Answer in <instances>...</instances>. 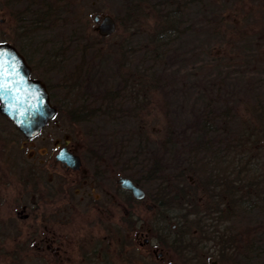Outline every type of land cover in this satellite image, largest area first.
<instances>
[{"label":"rangeland","instance_id":"374dc122","mask_svg":"<svg viewBox=\"0 0 264 264\" xmlns=\"http://www.w3.org/2000/svg\"><path fill=\"white\" fill-rule=\"evenodd\" d=\"M156 1L158 0H133V3H137L135 14H139L141 30L133 39L132 45H137V48L147 42L144 31L154 34L161 31L156 23L165 21L163 12L171 8L159 11L157 7H153ZM186 1L187 14L179 24L180 30L184 31L179 40H173L171 50L167 51L162 62L141 59V48H135L136 52L127 54V60L123 63L118 58L119 46L125 49L128 45L125 44L126 33L123 28L118 26L113 34L100 39L93 29L91 16L94 13L122 16L128 5L127 0H0V42H9L26 55L32 65V75L47 83L57 103L62 104L58 90L68 74L77 75L71 87L74 101L84 103L89 109V105H100V97L107 89H121L120 72L123 71L122 74L127 75L126 73L134 68L141 70L152 66V74L147 69L145 71L150 73V80L157 77L159 83L152 93H145L151 97L149 105L145 109L138 108L136 119L118 116L116 113L113 119L104 115L74 121L68 118L62 108L44 127L39 137L33 140L34 146L30 144L29 147H19L23 136L17 133L10 121L1 118L0 132L13 135V141L9 145L13 159L20 160L24 155L29 156L32 153L34 157L39 153L41 156L42 149L49 147L53 140L61 142L68 139L79 153L91 149L96 153L106 151L108 163L116 170L126 165V171L139 179L140 186L146 192V199L139 208L141 225L145 228L149 222L156 221L152 223L153 244H158V241L161 244L168 242L169 233L164 229L162 214L145 207L147 204L153 205L151 196H155L157 187L155 180L145 181L142 177L149 164L157 159L163 167L159 175H167L172 187L174 174L190 165L189 150L198 132L195 120L201 121L208 110L211 111L210 116L224 109L228 110L227 116L233 115L232 122L229 123L230 130L227 129L221 136L218 134L220 132L214 131L207 134L216 141L223 137V142L227 143L231 137L238 138L241 135L240 128L243 129L244 126L251 127V131H261L264 128V120L262 122L255 115L257 107L250 106L257 96H261L258 86L264 87V0H261L262 3L259 0ZM49 3L54 5V9L43 23L32 25L31 31L28 30L30 26L21 28L20 23L26 25L31 18V12L37 7L44 8V5ZM246 15H249L248 19ZM30 23L29 21L28 24ZM85 43L89 46L81 52L80 45ZM146 46L148 47L147 43ZM219 84L221 87H218ZM135 86L136 83L133 82V87ZM60 93H64V90ZM51 100L55 103L54 99ZM138 125L140 129L143 128L145 137L136 135ZM167 132L170 134L167 135ZM254 141L256 143L252 142V149L243 146L238 149L242 152L236 149L235 154L231 156L228 152H220L215 156L209 154L208 157L205 152L207 149L202 145L200 150L205 156L202 153L198 156L201 159L204 157L202 161L206 160L207 169L204 174L201 171L200 175H207L220 182L218 187L209 189V193L216 196L205 198L210 200L207 202L211 205L215 204L214 198H220L219 196L225 193L224 186L227 188L228 183L231 184V198L228 201L232 202L234 207L225 206L226 210L223 212H226L227 221L233 216L234 221L238 223L249 221L255 224L260 221L264 225V134ZM194 145L195 143L192 147ZM134 159L140 162V165H135ZM230 159L233 160L234 166L229 165ZM201 166L205 167L204 164ZM238 166L241 172L237 174ZM13 173L17 181L0 188V264L55 263L53 252L43 255L36 248L41 245L42 231L38 235L32 234L28 221L32 220L34 225L37 222L32 218L23 221L17 217L16 211L20 209V204L29 203V200L18 182L19 176L15 168ZM193 176V173L187 174L189 180L195 177ZM114 184L112 178L109 186ZM74 186V183L70 185V196H73L71 191ZM78 196L73 197L76 203ZM34 201V206L40 203L36 197ZM54 202L58 201L51 200L52 206L45 204L48 207L46 210H43L40 203L37 218L40 215L49 217L48 215L54 212L53 208L59 204ZM112 211L120 213L121 209L113 207ZM82 212V208L75 210L76 214ZM92 212L96 213L95 209ZM180 213L181 210L168 212L169 216L173 217L170 223L177 224ZM77 216L74 220H66L64 226L73 238L74 224L80 221ZM5 217L7 219L3 221ZM75 227L77 229L78 226ZM139 240H142V237ZM133 244L137 243L125 236L124 246L130 249L132 263L138 264L147 260L148 264H159L152 255L145 256L143 249L136 248L134 255ZM60 252L69 257L65 259L64 264H73L71 261L78 259L74 245L68 246L66 252ZM244 253L246 255L237 258L236 264L246 263L249 254ZM168 258L176 263H183L182 255L175 251L174 246L170 249ZM116 260V264L122 261ZM211 260L216 261V264H234L231 260L222 261L218 255L208 258V262ZM246 264H264V255L254 257Z\"/></svg>","mask_w":264,"mask_h":264},{"label":"flooded vegetation","instance_id":"af4514ba","mask_svg":"<svg viewBox=\"0 0 264 264\" xmlns=\"http://www.w3.org/2000/svg\"><path fill=\"white\" fill-rule=\"evenodd\" d=\"M259 2L262 3L261 0ZM248 18L249 15H246V19ZM21 54L30 67V77L42 80L47 87V83L42 78L32 75L33 69L30 61L25 54ZM218 87L221 85L219 84ZM258 88H260L258 92L261 96H257L250 106L264 108V87L261 85ZM62 94L60 99L64 104ZM51 103L56 109V114L60 112L59 104L61 103L52 101ZM0 118L13 124L12 120L1 112ZM13 126L17 133L23 136V139L19 141V147H29L30 144L34 146L33 140L39 137L44 129L32 137H27L14 124ZM11 141H13L12 134L0 132V188L17 181L13 173L15 168L16 174L19 176L18 182L29 200V203L20 204V209L16 211L17 217L23 221L32 218L37 222L34 225L32 220L28 221L29 226H32H30L32 234L38 235L42 231L41 245H37L36 248L43 255L48 252L54 253L56 261L51 264H64L65 259L69 257L60 251L66 252V248L70 245H74L78 252V259L71 261L73 264H116L118 262L116 259H122L119 264H135L130 261L132 256L130 249L124 246L125 236L137 243L132 245L134 255L137 252L136 248L143 249L145 256L152 255L155 262L159 264H216L214 260L208 262V258L212 255H218L224 262L231 260L236 264L237 258L243 256L244 252H248L246 263H250L254 257L264 255L263 222L252 224L247 221L242 224L234 221L233 216H230L227 221L226 212L223 210H226L225 206L234 207V204L228 199L222 203L220 198H214L213 203L215 204L209 207L205 197L202 196L200 211L187 214L189 217H195L194 228L190 221L171 223L169 229L164 227L169 233L168 242L161 244L158 241V244H153L151 242L152 223L156 221L149 222V225L143 228L139 213L140 204L146 199V192L144 198L138 199L129 189L121 186L120 178L122 177H127L135 185L140 186L133 173L126 171V165V168L123 165L116 170L108 163L106 151L96 153L91 149L88 150L89 152L79 153L68 139L61 142L53 140L49 147L42 149L41 156H39L40 153L35 157L33 153L28 156L26 152L27 155L17 160L11 157L9 146ZM61 152L78 156L79 166L74 168L62 160L59 157ZM112 178H114L115 184L110 187ZM72 183L75 186L71 191L73 196H70L69 188ZM74 195H79L77 203L73 201ZM35 197L37 200L39 199L43 210L48 209L45 204L52 206L51 200H56L58 202L54 203L59 204L53 208L54 212L48 215L49 217L40 215L37 218L40 203L37 206L33 205ZM147 206L149 204L145 207L147 208ZM153 206L150 205L151 209ZM113 207L121 209L120 213H114ZM78 208H82L83 212L76 214L75 210ZM93 209L96 213L92 212ZM76 216L80 221L78 224H74L75 238H73L71 232L64 226L66 220H74ZM6 219L5 217L3 221ZM179 225L183 226L181 227L183 232L177 230ZM140 237L142 240H139ZM174 242L179 244L178 247H181V251L184 253L183 263H176L171 258L167 259ZM138 264H148V261L145 260Z\"/></svg>","mask_w":264,"mask_h":264},{"label":"trees","instance_id":"16d2710c","mask_svg":"<svg viewBox=\"0 0 264 264\" xmlns=\"http://www.w3.org/2000/svg\"><path fill=\"white\" fill-rule=\"evenodd\" d=\"M128 5L125 8L122 16L116 15V23L117 27L123 28V31H125V44L126 48L123 49L122 46H119V52H118V58L120 61L125 62L127 60V54H133L132 52H136V50H140L142 52L141 59H148L147 61H154V62H162L165 59V56L167 54V51L171 50L170 45L173 42V40L177 41L180 39V36L182 35L184 29L179 28V24L182 23L184 20L187 12L185 9L187 8V1L186 0H158L155 3H153V7H157L159 11H163L162 9H166V11L163 12V19L165 21H160L157 26H160L161 31H158L156 34L149 33L144 31L143 33L146 34L147 37V44L142 43L141 45L133 46V39L136 37V34H140L141 30L139 28V14L137 16L136 13V4L133 3V0H127ZM151 1V0H150ZM54 9V5L49 3L48 5H44V8L37 7L33 12H31V18H29V21L31 22L26 25H23L21 22V28L26 29L29 27L28 30H32L31 26L35 24H41L44 22L46 18H48V15L52 13V10ZM26 12V11H25ZM27 26V27H25ZM120 28V29H121ZM187 27H185L186 29ZM128 31V32H127ZM33 32V31H32ZM159 33V35H158ZM98 38L103 39L104 36H98ZM132 39V40H131ZM88 43L81 44L80 45V51L84 52L87 47ZM153 46V48H152ZM82 48V49H81ZM136 48V50H135ZM84 50V51H83ZM140 62H143V60H140ZM148 71L153 70L151 67H145ZM146 69H135L132 71H128L125 75L124 73L120 72V80H121V89L118 88L115 89H107L103 96L100 97V105L92 106L89 105V109H87L86 105L84 103L74 101V97H72L71 93V87L75 83L74 73L68 74L65 76L64 81L61 83V89L58 90L59 96L62 94L60 93L61 90H64L63 95V103L59 104V108H63L66 112L68 118L70 120L74 121H84L92 119L95 116H106L110 119H113L114 116H116V113L118 116H125V117H131L136 119L137 110L139 109H145L149 104V99L151 97L146 96V92L152 93L154 91V88L158 85L159 80L156 77L154 80H150L149 74L146 73ZM152 74V73H151ZM125 75V76H124ZM143 76L144 78H141ZM152 76V75H151ZM133 82L136 83V86L133 87ZM152 88V89H149ZM49 89L50 98L54 99L56 102V99L54 98L52 91ZM149 89V90H148ZM61 98V96L59 97ZM127 105L125 108L123 106ZM228 110H223L220 112H217L213 115H209L211 112L208 110L207 115L203 117L201 121L198 122V120H195L197 122L196 129L198 130L197 135L194 137L195 139L192 141V144L195 143V145L189 150V157L188 160L190 165L186 168H181L174 174V181L173 186L170 187L169 185V178L167 175H159V172H161L163 169L162 165L159 163L157 159H154L149 166L146 169L145 174L142 176L145 181L155 180L157 182V187L155 191V196H151L153 198V209H155L157 214H162L163 222L166 228H170V220L173 219V217L169 216L168 212L170 211H179L181 210L182 213H180V217L177 220V223L180 221H190V224H192V227L196 225V219L195 217H189L187 214L196 213L197 211H200V204H201V197H211L216 196L214 193H209V189L213 187H218L219 183L216 179H211L210 177H207V175L202 176L200 175L201 171L204 174L205 169H207L206 166V160L202 161L204 159L203 156H205L203 151H201V146L205 149H207V155L210 157L209 154L215 156L217 153L220 154L224 153L227 154V152L230 154H235L236 149L238 150L240 147L248 146L247 149H252V142L256 143L257 138H259V135L264 134V128L263 130H252L251 127L244 126L243 129L240 128L241 135L238 138L231 137V140L227 143L223 142V137L218 138V140H214L210 138V136H207L209 133L214 132H220L218 133L220 136L225 133L227 129L230 130L229 123L232 122L233 115L229 114L226 115V112ZM255 111V110H254ZM255 115L263 122L264 120V108H257L255 111ZM263 117V118H262ZM141 119V117H140ZM215 121L218 123L216 124ZM142 123H144L142 121ZM245 124V123H244ZM228 127V128H227ZM251 131V132H250ZM260 131V133H258ZM170 132V130H169ZM167 132V135L170 134ZM253 134V136H252ZM136 135L140 137L141 135L145 137L144 130L138 125L136 129ZM170 136V135H169ZM256 136V137H255ZM252 137V139H251ZM201 138V139H200ZM256 138V139H255ZM200 139V140H196ZM251 139V140H250ZM167 140H169L167 138ZM143 141V140H142ZM247 144V145H245ZM217 146V147H216ZM208 149H213L212 152H210ZM239 151V150H238ZM242 152V151H239ZM202 153V159L198 155ZM207 157V156H206ZM220 159V158H219ZM198 160V162L194 161ZM135 165H140V162L138 163L135 159L133 160ZM221 161V160H220ZM203 162V163H202ZM246 162V161H245ZM204 164L205 167H202L201 165ZM233 165V160H229V165ZM143 165V164H141ZM236 167V165H235ZM209 168V167H208ZM233 170V168H232ZM236 172H241V169L236 168ZM194 174V178L192 180H189L187 177V174ZM141 177V178H142ZM136 181L139 182V179L136 178ZM224 189L226 190L225 193H223L220 197V202L224 203L227 199L230 198L231 195V184L228 183V186L226 188V185L224 186ZM211 195V196H210ZM225 199V200H224ZM152 200V199H151ZM206 201L210 202V200ZM207 202V204H208ZM213 205V204H212ZM211 204H208L209 207L212 206ZM168 210V211H167ZM176 217V216H175ZM180 226V227H179ZM177 226L178 231H182L181 227L182 225ZM191 227V228H192ZM183 232V231H182ZM178 243L174 242L172 244V247H175V251L182 254L181 247H178Z\"/></svg>","mask_w":264,"mask_h":264},{"label":"water","instance_id":"95a60500","mask_svg":"<svg viewBox=\"0 0 264 264\" xmlns=\"http://www.w3.org/2000/svg\"><path fill=\"white\" fill-rule=\"evenodd\" d=\"M93 29L100 36L112 34L116 22L110 14L94 13L91 16ZM30 67L23 55L9 42H0V112L8 116L25 136L36 135L55 114L47 88L43 81L29 77ZM59 157L77 168L76 155L61 152ZM121 186L129 189L133 196L142 199L144 190L127 177L120 178ZM151 209L150 205L147 206Z\"/></svg>","mask_w":264,"mask_h":264}]
</instances>
